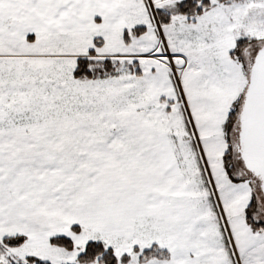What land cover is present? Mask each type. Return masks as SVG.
Wrapping results in <instances>:
<instances>
[{"label":"snow or ice","instance_id":"6c2138e0","mask_svg":"<svg viewBox=\"0 0 264 264\" xmlns=\"http://www.w3.org/2000/svg\"><path fill=\"white\" fill-rule=\"evenodd\" d=\"M0 264H264V0H0Z\"/></svg>","mask_w":264,"mask_h":264}]
</instances>
